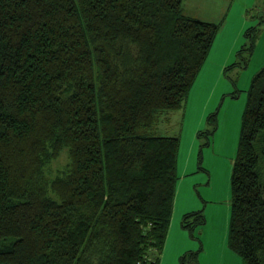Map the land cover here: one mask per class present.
Returning <instances> with one entry per match:
<instances>
[{"label": "trees", "instance_id": "1", "mask_svg": "<svg viewBox=\"0 0 264 264\" xmlns=\"http://www.w3.org/2000/svg\"><path fill=\"white\" fill-rule=\"evenodd\" d=\"M217 29L183 0H0V264L160 263L180 138L157 130ZM208 123L198 136L217 112ZM192 214L205 222L198 210L185 226ZM228 245L264 264V67L232 164Z\"/></svg>", "mask_w": 264, "mask_h": 264}, {"label": "rangeland", "instance_id": "2", "mask_svg": "<svg viewBox=\"0 0 264 264\" xmlns=\"http://www.w3.org/2000/svg\"><path fill=\"white\" fill-rule=\"evenodd\" d=\"M183 7L186 15L218 29L184 107L170 111L157 130L180 138L179 178L159 264H180L186 251L197 252L192 264H243L228 245L231 174L248 92L264 67V0H183ZM213 112L216 131L208 139L198 136ZM67 160L62 152L54 164ZM198 210L205 222L198 224L192 214L185 226L184 215Z\"/></svg>", "mask_w": 264, "mask_h": 264}]
</instances>
